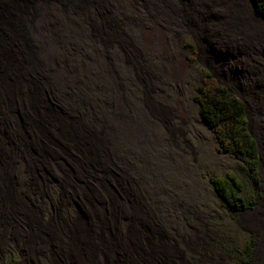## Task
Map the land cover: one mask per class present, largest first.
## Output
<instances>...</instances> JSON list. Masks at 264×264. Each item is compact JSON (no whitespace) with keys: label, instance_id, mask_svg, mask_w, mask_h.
<instances>
[{"label":"rangeland","instance_id":"374dc122","mask_svg":"<svg viewBox=\"0 0 264 264\" xmlns=\"http://www.w3.org/2000/svg\"><path fill=\"white\" fill-rule=\"evenodd\" d=\"M14 3L0 1V10ZM183 20L175 39L185 55L176 57L194 69L184 84L165 81L146 57L131 82L159 131L149 138L157 162L147 171L139 153L116 152L100 123L60 100L46 77L6 65L39 90L26 94V107L22 93L0 97V264H264V74L247 75L240 40L200 35ZM206 72L245 103L256 172L221 152L202 120L195 98ZM132 98H124L125 118L135 115ZM228 172L242 182L243 212L211 183Z\"/></svg>","mask_w":264,"mask_h":264},{"label":"bare ground","instance_id":"6f19581e","mask_svg":"<svg viewBox=\"0 0 264 264\" xmlns=\"http://www.w3.org/2000/svg\"><path fill=\"white\" fill-rule=\"evenodd\" d=\"M5 12L2 6L0 71L19 89L0 76V97L22 93L26 107V94L35 91L20 74H11L9 66L46 77L60 100L72 99L100 123L116 152L128 145L139 153L145 171L157 162L149 138L159 131L140 112L142 93L131 82L146 57L165 81L184 84L194 69L185 56L176 57L185 55L184 45L175 39L183 17V24L200 35L206 30L240 40L247 75L255 79L264 74V17L253 0H19ZM134 91L137 96L132 98ZM126 96L134 101L133 117H124Z\"/></svg>","mask_w":264,"mask_h":264},{"label":"trees","instance_id":"16d2710c","mask_svg":"<svg viewBox=\"0 0 264 264\" xmlns=\"http://www.w3.org/2000/svg\"><path fill=\"white\" fill-rule=\"evenodd\" d=\"M264 16V0H253ZM204 124L213 132L221 152L248 165L252 172L259 166L258 145L249 132L246 105L227 87L220 85L210 73H204L195 98ZM218 196L234 211L243 212L247 202L241 195L243 185L233 172L212 177Z\"/></svg>","mask_w":264,"mask_h":264},{"label":"water","instance_id":"95a60500","mask_svg":"<svg viewBox=\"0 0 264 264\" xmlns=\"http://www.w3.org/2000/svg\"><path fill=\"white\" fill-rule=\"evenodd\" d=\"M253 3H254V2H253ZM255 8H256V11H257L258 15L263 16V15H261V13L259 12V10L257 9L256 6H255Z\"/></svg>","mask_w":264,"mask_h":264}]
</instances>
